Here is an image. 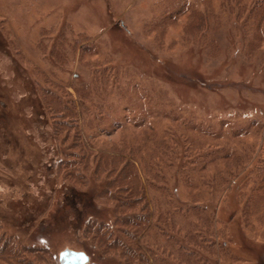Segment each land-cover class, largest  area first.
Returning a JSON list of instances; mask_svg holds the SVG:
<instances>
[{"label":"rangeland","instance_id":"obj_1","mask_svg":"<svg viewBox=\"0 0 264 264\" xmlns=\"http://www.w3.org/2000/svg\"><path fill=\"white\" fill-rule=\"evenodd\" d=\"M145 202L164 264H264V0H0V236L121 264Z\"/></svg>","mask_w":264,"mask_h":264},{"label":"trees","instance_id":"obj_2","mask_svg":"<svg viewBox=\"0 0 264 264\" xmlns=\"http://www.w3.org/2000/svg\"><path fill=\"white\" fill-rule=\"evenodd\" d=\"M123 176H118L117 179H121ZM125 181V179H123ZM130 196L129 199H116L115 212L121 208L128 209L134 206L136 203L142 201L141 197L135 195L138 192L137 188L127 187L122 188ZM132 198V199H130ZM141 199V200H140ZM129 205V207H128ZM133 212L129 215H124L123 218L115 219V223H119L121 226L118 233L124 234L126 241H130L128 246L119 238L115 236L114 231L107 228L103 223H97L95 226L94 238L97 244V248L102 250L104 254L110 251L118 252L121 258V264H164L163 253L165 246L161 245L162 238L166 236L165 228L156 222L152 225L148 204L145 202V207H142V212ZM129 228V229H128ZM156 229V230H155ZM145 231V243L140 242L141 238L139 234ZM154 231V232H153ZM153 232V234H151ZM140 238V240H136ZM172 237H168L171 240ZM139 246H137V244ZM181 251V249H179ZM179 251V252H180ZM38 253H42L41 250H36L35 247L19 244L14 238L0 236V264H36L38 262ZM112 255L117 256L116 253ZM191 254L187 250L185 259L188 263V259ZM120 258V257H119ZM88 264V263H87Z\"/></svg>","mask_w":264,"mask_h":264},{"label":"water","instance_id":"obj_3","mask_svg":"<svg viewBox=\"0 0 264 264\" xmlns=\"http://www.w3.org/2000/svg\"><path fill=\"white\" fill-rule=\"evenodd\" d=\"M61 264H87L88 258L84 254L65 252L60 256Z\"/></svg>","mask_w":264,"mask_h":264}]
</instances>
